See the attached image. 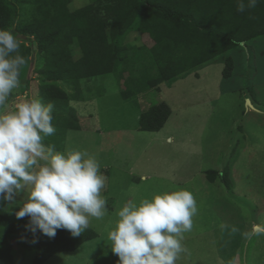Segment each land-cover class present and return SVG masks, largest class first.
<instances>
[{
    "label": "rangeland",
    "instance_id": "1",
    "mask_svg": "<svg viewBox=\"0 0 264 264\" xmlns=\"http://www.w3.org/2000/svg\"><path fill=\"white\" fill-rule=\"evenodd\" d=\"M89 3L92 0H72L70 8L77 10ZM18 37L33 55L25 65L21 86L9 98L10 107L20 100L40 99V80L34 72L35 43ZM145 41L139 34L127 39L135 46ZM262 42L264 38L251 41L249 50L241 45L226 55L235 59L234 75L228 79L223 77L224 56L198 68L200 80L189 74L162 84L161 93L149 91L129 100L122 98L114 75L82 82L84 101L71 102L82 129L69 131L59 151L76 149L96 157L106 177L102 195L108 213L102 220L90 221L96 239L75 252L59 253L45 264H117L119 258L107 239L118 219L117 211L129 200L138 202L177 187L193 193L198 214L193 217L192 231L185 233L183 244L188 251L176 264H264V236L248 238L243 234L264 218ZM162 102L173 111L164 130L140 131L143 111ZM225 169L232 189L219 176L214 183L208 181L209 170L219 174ZM25 195L21 193L16 204L0 201V208L19 205ZM232 226L239 231L232 233ZM31 260L27 255L25 264Z\"/></svg>",
    "mask_w": 264,
    "mask_h": 264
},
{
    "label": "trees",
    "instance_id": "2",
    "mask_svg": "<svg viewBox=\"0 0 264 264\" xmlns=\"http://www.w3.org/2000/svg\"><path fill=\"white\" fill-rule=\"evenodd\" d=\"M71 2L0 0V28H12L21 39L35 43L40 100L54 105L56 131L45 143L58 151L64 148L69 131L82 129L71 102L84 101L83 81L114 75L124 100L149 91L161 93L162 84L264 37V0L243 13L237 11V0H92L77 10H71ZM132 34L146 41L131 45L127 39ZM19 43L26 61L22 80L33 51L20 39ZM226 57L223 77L228 79L234 75L235 59ZM171 115L167 103L153 104L141 114L139 129L159 133ZM217 176L233 188L227 170L207 172L209 182ZM18 207L0 208V264H25L27 255L32 257L30 264H45L98 237L91 228L79 237L63 229L54 238L39 231L33 234L25 227L28 217L17 219Z\"/></svg>",
    "mask_w": 264,
    "mask_h": 264
},
{
    "label": "clouds",
    "instance_id": "3",
    "mask_svg": "<svg viewBox=\"0 0 264 264\" xmlns=\"http://www.w3.org/2000/svg\"><path fill=\"white\" fill-rule=\"evenodd\" d=\"M257 3L237 0V11L243 13ZM20 47L12 28H0V201L16 204V198L26 193L15 215L29 218L28 231L54 238L63 229L79 237L91 219L102 220L108 213L102 195L106 177L87 151H58L45 143L56 131L51 102L32 97L9 106L11 94L21 86L26 62ZM197 214V201L186 188L129 200L117 211L115 227L107 237L119 258L117 264H176L188 251L183 241ZM238 231L231 227L232 233ZM243 234L264 236V218Z\"/></svg>",
    "mask_w": 264,
    "mask_h": 264
},
{
    "label": "crops",
    "instance_id": "4",
    "mask_svg": "<svg viewBox=\"0 0 264 264\" xmlns=\"http://www.w3.org/2000/svg\"><path fill=\"white\" fill-rule=\"evenodd\" d=\"M263 38H264V37H263ZM260 39H261V38H260ZM262 43H264V42H262ZM256 44H257V45H260V43H259V42H256ZM244 47H246V48H247V50H249V47H248V46H244ZM190 75H192L193 77H196V78H197V80H200V78H201V77H199V74H197V73H196V70H195L194 72H192V74H190ZM186 76H187V75H186ZM186 76H184L182 79H185V78H186ZM172 115H173V111H172ZM172 115H171V116H172ZM167 123H168V122H167ZM166 125H167V124H166ZM166 125H165V127H166ZM165 127H164V128H165ZM164 128H163L161 131H163V130H164ZM161 131H160V132H161ZM172 141H173V140H172V138H171V137H169V138H168V142H172ZM144 179H145V178H144Z\"/></svg>",
    "mask_w": 264,
    "mask_h": 264
}]
</instances>
